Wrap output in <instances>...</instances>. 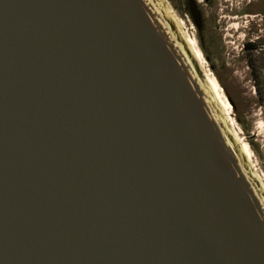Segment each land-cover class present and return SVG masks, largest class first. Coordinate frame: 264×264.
I'll return each mask as SVG.
<instances>
[{
	"label": "water",
	"instance_id": "1",
	"mask_svg": "<svg viewBox=\"0 0 264 264\" xmlns=\"http://www.w3.org/2000/svg\"><path fill=\"white\" fill-rule=\"evenodd\" d=\"M164 8L0 0V264H264V192Z\"/></svg>",
	"mask_w": 264,
	"mask_h": 264
},
{
	"label": "rangeland",
	"instance_id": "2",
	"mask_svg": "<svg viewBox=\"0 0 264 264\" xmlns=\"http://www.w3.org/2000/svg\"><path fill=\"white\" fill-rule=\"evenodd\" d=\"M160 1L166 12L172 11L171 18L184 21L182 30L201 50L206 62L205 70L197 63L199 77L205 81L204 71L210 72L222 87L232 107L231 128L252 151L247 170L264 192V51L247 54L244 48L250 40L264 35V0H199L204 13L200 30L185 0Z\"/></svg>",
	"mask_w": 264,
	"mask_h": 264
},
{
	"label": "bare ground",
	"instance_id": "3",
	"mask_svg": "<svg viewBox=\"0 0 264 264\" xmlns=\"http://www.w3.org/2000/svg\"><path fill=\"white\" fill-rule=\"evenodd\" d=\"M167 13H168L169 17H172L173 13H172V11L170 9H167ZM172 19L177 24V26L179 28L178 30L180 31V33H181V35L183 37V40L186 42V44H187V46L189 48V51L191 52V55L193 56L195 61H197L199 66L203 70H205L204 69L205 68L204 64H205L206 61H205V59L203 57V54H202L201 50L198 48V46H196L197 49L194 47V45H196V43L194 41H192V37L187 35L182 30L184 21L182 19L177 18L176 16H174ZM209 73H206V71H204V74H205V88L208 90V92L210 93L212 99L217 104V107L220 108V110H221V114H220L221 115V119L227 125V128L230 130V132L232 133L234 139L238 143V145H239V147L241 149L242 155L249 162L252 159V151H251L248 143L245 142V141H242L240 139V137H239L238 133L235 131V129L232 130V128H231L232 123L230 124V122H229L230 121V116H231L229 111L232 109V107H231L230 103L228 102V100H227V98H226V96H225V94H224V92L222 90V87L219 85L218 81L215 79V77L211 76Z\"/></svg>",
	"mask_w": 264,
	"mask_h": 264
},
{
	"label": "flooded vegetation",
	"instance_id": "4",
	"mask_svg": "<svg viewBox=\"0 0 264 264\" xmlns=\"http://www.w3.org/2000/svg\"><path fill=\"white\" fill-rule=\"evenodd\" d=\"M185 1H186L188 11L192 16L194 23L198 26L200 30L202 25L204 24V13H203V9L201 8L203 7V5H200L201 1L199 0H185ZM193 9L197 14V19H198L197 23L195 22V19L193 16ZM244 48L246 49L247 54L256 53L260 55L261 52L264 51V35L256 37L255 40H250L244 45Z\"/></svg>",
	"mask_w": 264,
	"mask_h": 264
}]
</instances>
